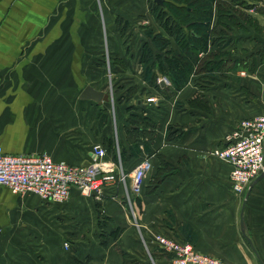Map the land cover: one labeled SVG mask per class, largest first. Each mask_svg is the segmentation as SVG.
<instances>
[{"label":"crops","instance_id":"obj_1","mask_svg":"<svg viewBox=\"0 0 264 264\" xmlns=\"http://www.w3.org/2000/svg\"><path fill=\"white\" fill-rule=\"evenodd\" d=\"M245 2L258 6L241 7L249 24L240 20V32L221 26L217 43L198 52L201 67L165 96L130 57L144 25L161 32L148 0H0L1 149L86 164L95 157L91 146L106 147L114 129L116 153L106 150L103 158L114 171L120 163L127 188L135 162H150L130 197L133 214L119 183L97 198L71 188L62 201L0 185V264H69L86 256L95 264H174L150 241L154 233L228 264H264V174L250 181L241 211L246 191L230 188L229 165L209 152L237 120L264 112V0ZM156 82L165 93L171 88L164 74ZM86 83L109 90L111 100L80 98ZM122 90L130 94L120 101ZM138 107L147 117L139 119ZM130 113L136 120L126 119ZM134 125L145 135L129 146L126 130ZM118 143L133 153L122 162Z\"/></svg>","mask_w":264,"mask_h":264},{"label":"built area","instance_id":"obj_2","mask_svg":"<svg viewBox=\"0 0 264 264\" xmlns=\"http://www.w3.org/2000/svg\"><path fill=\"white\" fill-rule=\"evenodd\" d=\"M159 79L166 82L164 77ZM145 100L153 101L154 97L145 96ZM263 140L264 112H259L237 120L223 136L222 145L209 151L229 165V186L236 194L245 192L250 181L264 169ZM91 150L95 157L89 163L71 165L53 160L48 152L9 153L0 147V185H6L14 193L30 192L42 200L62 201L71 188L97 198L103 194L105 185L116 186L119 183L123 186L122 198L133 214L130 197L132 193L139 192L150 162L146 157L135 162L127 188L126 175L120 163L114 171L112 164L103 158L105 147L95 143ZM150 241L161 252L168 253L174 264H228L198 252L188 242L175 240L163 233H154Z\"/></svg>","mask_w":264,"mask_h":264},{"label":"trees","instance_id":"obj_3","mask_svg":"<svg viewBox=\"0 0 264 264\" xmlns=\"http://www.w3.org/2000/svg\"><path fill=\"white\" fill-rule=\"evenodd\" d=\"M216 6L214 7V5ZM236 4V6H234ZM244 7L249 6L244 0H148L150 12L158 25L160 31L153 32L151 28L144 25L142 34L144 39L140 44L139 63L143 65L142 77L154 89L164 92L165 96L172 93V90L182 86L188 79V74L201 67L202 59L198 62V52L206 50L207 42H217L221 26L230 28L234 23V16L242 15V11L236 8L237 5ZM233 7H235L233 9ZM239 9V10H238ZM237 11L234 13V11ZM213 14L215 21L213 22ZM170 39L176 45V48L170 46ZM148 40V41H146ZM116 58V57H115ZM198 63V64H197ZM157 73L164 74L170 82V87L165 93L164 87L159 86L156 82ZM122 94L118 95L120 99ZM124 100V99H123ZM113 102V106H114ZM137 106V105H136ZM139 108V107H138ZM144 110V108H139ZM131 114V115H130ZM129 118L135 119V114L130 113ZM144 118V117H142ZM129 146L134 145L136 137L145 135L143 127L137 129V126L130 127L126 130ZM136 136V137H135ZM135 146V145H134ZM129 148L122 147L118 143L119 157L122 162L123 158L133 154ZM105 150L112 154L116 153L114 140L108 139ZM118 229L109 231L113 237L118 234ZM111 236V237H112ZM105 241H102V244ZM114 248L119 252L122 251L118 244L114 242ZM69 264H95L90 262V257L73 258Z\"/></svg>","mask_w":264,"mask_h":264},{"label":"rangeland","instance_id":"obj_4","mask_svg":"<svg viewBox=\"0 0 264 264\" xmlns=\"http://www.w3.org/2000/svg\"><path fill=\"white\" fill-rule=\"evenodd\" d=\"M245 1V0H244ZM216 6V4L214 5V7ZM234 6H236V4H234ZM241 7H244V6H242V5H237V7L236 8H239L241 11H242V15H236V16H234L233 18H234V20H235V22L234 23H232V24H230V28H225V26H223V28H225V29H231V30H233V31H235V32H240V30H243L244 29V26L243 25H241V23H239L240 22V20H243L245 23H248L249 24V18L250 17H248V15H245L246 14V12L245 11H243L242 9H241ZM249 7L254 11L255 9H257L258 8V6L256 5V4H251V5H249ZM235 7H233V9H234ZM238 9V10H239ZM237 11L235 10L234 11V13H236ZM213 18H214V14H213ZM222 29V28H221ZM220 33H223L222 32V30L220 31ZM128 35H130L131 37V39L132 40H135V41H133V42H135V45H137V43L139 42L140 43V36H138V35H134V32H131V30L129 31V33H128ZM139 43H138V45H139ZM212 43H217V42H212ZM212 43H211V45H212ZM135 45H133V47L135 46ZM138 47V48H137ZM139 47L140 46H135V49H133L132 51H134L133 53L131 52L130 53V57H133L134 58V61H135V59H138V62H139V55H140V53H141V51L139 50ZM262 55L261 56H264V53H261ZM125 62H127V61H125ZM119 65H122V64H120V63H118ZM130 65H133L132 64V61H130V63H129ZM131 68H132V66H131ZM108 69H109V67H108ZM105 71V73H106V76H107V72H106V69L104 70ZM84 73L87 75L88 74V76H91V74H90V68L89 67H86V69H84ZM120 80V79H119ZM119 80L118 81H116V85H118L119 84ZM123 83V82H122ZM164 83H166V82H164ZM135 84H133V86H134ZM134 87H129V91H131L132 89H133ZM129 91H127V90H125V91H121L122 93V95H121V97H120V99H126V97L130 94V92ZM107 105H109L110 106V101L108 102L107 101V103H106ZM140 113V116H139V119L141 120V119H143L142 117L144 116V118L145 117H147V115L145 114V113H143V111H141V112H139ZM111 135H112V140H114V141H116L115 140V137H117V135H115V131H114V129H113V131H112V133H111Z\"/></svg>","mask_w":264,"mask_h":264},{"label":"water","instance_id":"obj_5","mask_svg":"<svg viewBox=\"0 0 264 264\" xmlns=\"http://www.w3.org/2000/svg\"><path fill=\"white\" fill-rule=\"evenodd\" d=\"M157 2H161V0H156ZM164 83L163 80H160V84ZM79 97L80 98H83V99H87V98H90L92 100H94L95 102L99 103L101 101V99L103 100H111V95L109 93V90L108 91H104V90H100V89H96L94 88L90 83H86V85L83 86V88L79 91ZM138 102V101H137ZM264 169L262 171L259 172V175L256 176L254 179H257L259 178L260 176H262L264 173ZM249 185L250 183L248 184L247 186V189H246V192L244 193V196L242 198V204H241V211H242V207L244 205V199L246 198V195L248 193V190H249ZM240 226L243 230V223H242V218L240 220ZM243 233L245 234V230H243ZM249 244L250 243V240L247 239Z\"/></svg>","mask_w":264,"mask_h":264}]
</instances>
